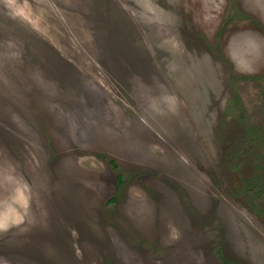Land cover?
<instances>
[{"label": "rangeland", "instance_id": "1", "mask_svg": "<svg viewBox=\"0 0 264 264\" xmlns=\"http://www.w3.org/2000/svg\"><path fill=\"white\" fill-rule=\"evenodd\" d=\"M0 264H264V0H0Z\"/></svg>", "mask_w": 264, "mask_h": 264}, {"label": "trees", "instance_id": "2", "mask_svg": "<svg viewBox=\"0 0 264 264\" xmlns=\"http://www.w3.org/2000/svg\"><path fill=\"white\" fill-rule=\"evenodd\" d=\"M116 179H117L118 185L123 184V176L121 174H118L117 177H116ZM110 200L113 201V200H115V198L112 197Z\"/></svg>", "mask_w": 264, "mask_h": 264}]
</instances>
